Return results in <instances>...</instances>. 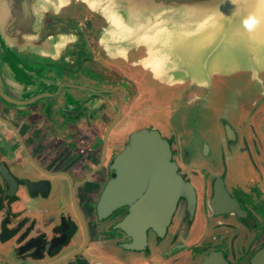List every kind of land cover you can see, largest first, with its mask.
<instances>
[{"label": "flooded vegetation", "instance_id": "obj_1", "mask_svg": "<svg viewBox=\"0 0 264 264\" xmlns=\"http://www.w3.org/2000/svg\"><path fill=\"white\" fill-rule=\"evenodd\" d=\"M61 3L32 0V32L19 40L7 27L16 0H0V72L15 98L0 95V264H264V93L246 79L175 81L151 41L128 49L151 16L181 23L201 6ZM63 9L78 15L62 18ZM154 91L167 114L177 107L168 95L194 109L195 139L190 125L151 118ZM143 126L168 139L194 189L193 202L180 196L165 229L147 227L144 242L125 228L127 204L97 209L111 162Z\"/></svg>", "mask_w": 264, "mask_h": 264}, {"label": "water", "instance_id": "obj_2", "mask_svg": "<svg viewBox=\"0 0 264 264\" xmlns=\"http://www.w3.org/2000/svg\"><path fill=\"white\" fill-rule=\"evenodd\" d=\"M31 1L16 0L11 9L7 27L19 40L32 32ZM128 1L138 10L159 4L177 8L189 5L186 10L201 6V13L184 22L160 13L133 31V40L151 41L150 51L172 67L170 74L175 81L193 79L209 84L224 82L225 77L235 83L246 79L264 93V0ZM0 95L6 101L15 100L2 85L1 72ZM111 170L115 176L101 194L98 213L106 215L127 204L125 228L130 233L137 230L142 242L147 227L152 226L159 233L165 229L180 196L189 203L194 200V189L178 172L168 139L155 127L133 130L111 162Z\"/></svg>", "mask_w": 264, "mask_h": 264}, {"label": "rangeland", "instance_id": "obj_3", "mask_svg": "<svg viewBox=\"0 0 264 264\" xmlns=\"http://www.w3.org/2000/svg\"><path fill=\"white\" fill-rule=\"evenodd\" d=\"M188 6L189 5H182L181 8L186 9ZM45 9H47V8H45ZM45 9L43 10L44 13H45ZM48 10H50V9L48 8ZM57 10H58V8H57ZM51 11H53V8H51ZM73 14L76 15V13L68 11V9H63L62 12L59 14V16H61L62 18H69L70 19V18H73L72 17ZM48 20H50V16L47 17V21ZM66 24L67 23H61L58 25V27H56V29L57 28H63L62 26L63 25L66 26ZM66 27H68V25ZM93 39H95V38H93ZM137 43L138 42L136 40H133V39L128 41L127 42V44H129L128 49L133 51V50H135V48H139V47L141 48L142 44L140 45V43L139 44H137ZM98 55L101 56V53H98ZM122 76L124 77V75H122ZM122 76H118V79H120V80L124 79ZM226 81H227V77H225L224 83H226ZM231 83H233V81L229 80L227 82V85H229ZM229 90H230V87L228 86L227 88L224 89V91H222V93L224 94V96H226V98H227L226 92H228ZM147 95H148V98L150 100V103H152V108H155V109H151V115H152L151 118L153 117L154 120H156V119L159 120V124L162 125L160 127L164 128V126H165L166 129L171 128V127L176 129V128L182 127L183 123H184V126L190 125L189 127H191V129H193V134H192L191 138H194V139L196 138L195 136L198 134V130H197L196 120L193 116V110L194 109L192 110V109H190V106H186V104H184V101L182 99H179V100L176 99L175 95H173V96L168 95L167 99H169V102H172V103L176 102L177 107L172 112V114H167V110L162 111V109H161L163 106H165V101H167L164 99V97L162 98V96L160 97V95H156L155 91L152 93H149ZM179 101H180V103H177ZM218 103L221 105L223 104V102H218ZM155 116L159 117V119L156 118ZM182 117L185 120H182L183 119ZM149 120H150V118H149ZM200 120H201V118H200ZM141 122H142V120L139 122V124H141ZM202 123L203 124L205 123L204 120L202 121ZM200 126H201V121H200ZM204 127H205V125H204ZM210 136H212V135H210ZM125 139H126V136H124V138L122 140H125ZM189 145L187 144V146H189ZM189 155L191 157H194L193 146L189 147Z\"/></svg>", "mask_w": 264, "mask_h": 264}]
</instances>
